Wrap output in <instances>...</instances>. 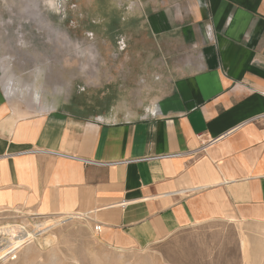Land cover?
<instances>
[{"label":"crops","instance_id":"1","mask_svg":"<svg viewBox=\"0 0 264 264\" xmlns=\"http://www.w3.org/2000/svg\"><path fill=\"white\" fill-rule=\"evenodd\" d=\"M179 4L155 29L180 30L184 73L154 114L48 112L0 80V214L84 221L120 252L210 222L264 228V0Z\"/></svg>","mask_w":264,"mask_h":264},{"label":"rangeland","instance_id":"2","mask_svg":"<svg viewBox=\"0 0 264 264\" xmlns=\"http://www.w3.org/2000/svg\"><path fill=\"white\" fill-rule=\"evenodd\" d=\"M178 4L0 0L2 89L48 112L136 119L154 114L184 73L180 30L155 29L160 14H177ZM179 10L184 14L181 4ZM8 225L30 232L47 228L0 264H264V228L241 223L194 226L129 252L98 244L77 219L32 222L19 213L0 214V227Z\"/></svg>","mask_w":264,"mask_h":264},{"label":"bare ground","instance_id":"3","mask_svg":"<svg viewBox=\"0 0 264 264\" xmlns=\"http://www.w3.org/2000/svg\"><path fill=\"white\" fill-rule=\"evenodd\" d=\"M46 228L47 226H43L35 228V232H30L20 227V225L0 227V263L5 262L8 256L19 252L24 246L32 244L35 238L44 232ZM244 247H246V244H244ZM244 250L246 252V248Z\"/></svg>","mask_w":264,"mask_h":264},{"label":"built area","instance_id":"4","mask_svg":"<svg viewBox=\"0 0 264 264\" xmlns=\"http://www.w3.org/2000/svg\"><path fill=\"white\" fill-rule=\"evenodd\" d=\"M97 120H100L99 118ZM211 142H207L202 144V146L200 147L199 151H203L205 149V147L210 144ZM25 153H30V154H36V155H55V156H62L61 154L58 153H54V152H49V151H45V150H29V151H25L22 152V154ZM182 154L180 153H176V154H165L163 156H154V157H149V158H145L144 160H157V159H166V158H174V157H179ZM66 157V156H65ZM85 164H97V165H102V164H98L96 162H91V161H83ZM127 163V162H125ZM86 219V217H84ZM83 219V218H82ZM100 230V226H94V231H99ZM12 259H15L14 256L11 257Z\"/></svg>","mask_w":264,"mask_h":264}]
</instances>
